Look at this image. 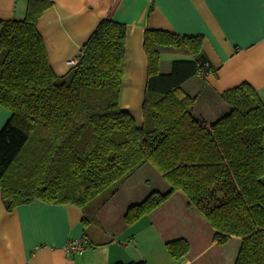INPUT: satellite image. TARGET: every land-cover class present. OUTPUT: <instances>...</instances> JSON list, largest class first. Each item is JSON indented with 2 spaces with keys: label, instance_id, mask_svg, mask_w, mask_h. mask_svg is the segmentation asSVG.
<instances>
[{
  "label": "trees",
  "instance_id": "trees-1",
  "mask_svg": "<svg viewBox=\"0 0 264 264\" xmlns=\"http://www.w3.org/2000/svg\"><path fill=\"white\" fill-rule=\"evenodd\" d=\"M52 0H28L23 19L0 22V186L7 210L36 199L85 206L146 163L170 184L131 204L130 225L182 191L221 245L240 239L234 264H264V102L249 82L226 90L227 109L208 123L182 87L211 70L203 37L146 29L143 121L121 103L127 25L104 18L64 75L52 68L37 22ZM186 57L162 69L164 53ZM181 258L189 242H167ZM115 264H146L118 262Z\"/></svg>",
  "mask_w": 264,
  "mask_h": 264
},
{
  "label": "crops",
  "instance_id": "crops-1",
  "mask_svg": "<svg viewBox=\"0 0 264 264\" xmlns=\"http://www.w3.org/2000/svg\"><path fill=\"white\" fill-rule=\"evenodd\" d=\"M27 9L28 0H0V22L23 19ZM104 18L127 25L121 103L139 123L148 78L144 34L149 28L203 37L212 71L193 75L182 87L194 98L195 114L209 124L227 109L222 93L243 82L253 85L264 102V0H52L38 17L37 27L58 75L69 71L70 61L79 57ZM169 54L162 55L164 71L175 59L164 58ZM11 115L0 103V131ZM130 202L105 213L103 223L110 232L101 238L98 227L89 232L85 208L36 199L9 211L0 186V264L235 263L240 239L219 244L210 222L188 205L182 191L128 225L125 213L136 203ZM75 238L83 239V253L68 249ZM177 238L190 244L188 253L178 259L167 247L168 241Z\"/></svg>",
  "mask_w": 264,
  "mask_h": 264
},
{
  "label": "rangeland",
  "instance_id": "rangeland-1",
  "mask_svg": "<svg viewBox=\"0 0 264 264\" xmlns=\"http://www.w3.org/2000/svg\"><path fill=\"white\" fill-rule=\"evenodd\" d=\"M168 56H164V58L186 57V55L176 52ZM169 188L170 184L160 171L153 164L146 163L131 176L109 186L85 206V211L88 213L89 232L98 227L101 231L99 236L101 238L108 237L109 227L103 223L105 213L116 212L117 208H120V205H124L129 199L130 203H138L152 190L167 191Z\"/></svg>",
  "mask_w": 264,
  "mask_h": 264
},
{
  "label": "built area",
  "instance_id": "built-area-1",
  "mask_svg": "<svg viewBox=\"0 0 264 264\" xmlns=\"http://www.w3.org/2000/svg\"><path fill=\"white\" fill-rule=\"evenodd\" d=\"M76 61L77 59H72L70 63L73 65L76 63ZM210 72L211 70H201L199 73L201 75H206ZM67 247L69 250L76 252V253H83L86 249L84 241L81 238H75V239L70 240Z\"/></svg>",
  "mask_w": 264,
  "mask_h": 264
}]
</instances>
